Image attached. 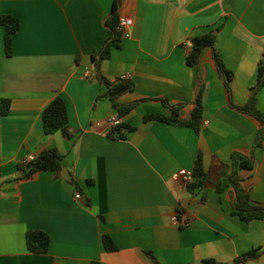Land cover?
I'll return each mask as SVG.
<instances>
[{"label": "crops", "instance_id": "1", "mask_svg": "<svg viewBox=\"0 0 264 264\" xmlns=\"http://www.w3.org/2000/svg\"><path fill=\"white\" fill-rule=\"evenodd\" d=\"M112 6L113 0H0V15L19 19L10 55L0 23V264H200L204 258L264 264V220L232 213L231 185L190 190L175 177L192 171L199 152L205 169L235 152L251 155L240 184L264 204V139L253 147L261 122L239 108L264 56V0H119L118 16L132 19L130 34L96 61ZM210 31L232 72L230 90L211 47L198 63H186L184 41ZM99 76L133 81L119 97L138 100L120 117L132 126L122 138L107 134L117 110ZM198 94V131L143 119L171 115L165 100L179 104L178 117L186 119ZM57 95L76 131L72 138L61 130L44 133L42 109ZM2 98L10 100L6 114ZM256 105L264 112V85ZM50 147L63 154L60 170L20 177L23 159ZM180 213L190 217L188 225L176 223ZM30 229L49 234L46 252L28 249ZM103 234L114 250L105 249ZM251 249L258 254L241 257Z\"/></svg>", "mask_w": 264, "mask_h": 264}, {"label": "trees", "instance_id": "2", "mask_svg": "<svg viewBox=\"0 0 264 264\" xmlns=\"http://www.w3.org/2000/svg\"><path fill=\"white\" fill-rule=\"evenodd\" d=\"M119 0H113L112 11L107 17V25L109 27V36L106 39L103 47L97 53L95 60L109 56L110 46L117 44L121 36L119 30L116 28L118 23L117 5ZM0 23L3 25V44L5 54L10 55L12 50L13 35L19 27V19L10 14L0 15ZM192 47L186 56V63L194 65L199 62L202 51L206 47H211L213 50V58L218 71L225 77V83L230 90L229 81L232 77V72L225 66L220 54L218 53L215 42L216 35L214 32H206L194 36L192 39ZM94 58V56H93ZM99 79L107 85L106 94L109 96L112 105L117 110L119 117L129 112L138 100L130 102H120L119 97L127 91L133 89V81L129 78L118 77L114 80H109L106 77L99 76ZM264 85V56L257 63L256 83L251 87V94L247 101L239 108L254 117L260 122L261 126L256 131L253 141V147L262 144L264 139V112L260 111L256 105V92ZM171 109V115L167 116L162 113H149L143 116L144 120L158 119L165 122L173 121L181 125L193 127L196 131L199 130V122L202 114L201 95L198 94L195 99V104L191 110L190 116L186 119L178 117L179 104H169L166 100L164 102ZM10 100L2 98L1 113L6 114L9 110ZM42 125L45 134L54 133L61 130L63 136L72 138L76 131L72 130L68 125L67 108L63 98L59 95L50 100L42 109L41 113ZM132 129V126L120 121L117 125L108 130V135L111 137H124V130ZM63 154L56 148L50 147L43 149L37 156L27 163L22 162L20 168L24 173L20 177H30L40 171L52 170L58 172L62 166ZM253 166V157L241 152H235L231 156L229 162L215 163L209 169H205L203 165L202 154L199 152L196 156L193 173L196 176L194 183L188 184L190 190L194 188H204L214 186L217 190H221L226 185L233 187L234 196L231 202L232 213L237 214L242 219H262L264 220V204L255 203L251 200L248 191L240 184V169H250ZM180 211V210H179ZM25 241L29 250L34 252H46L50 244V236L47 232L40 229H30L25 233ZM102 242L106 250H114L116 248L112 238L109 234L102 235ZM257 249H251L241 255V257L256 256ZM236 261H239L240 258ZM200 264H227L220 262L214 258H204Z\"/></svg>", "mask_w": 264, "mask_h": 264}, {"label": "built area", "instance_id": "3", "mask_svg": "<svg viewBox=\"0 0 264 264\" xmlns=\"http://www.w3.org/2000/svg\"><path fill=\"white\" fill-rule=\"evenodd\" d=\"M131 24H132V19L131 18L125 17V16H119L116 28L119 30V32H120L122 37L129 36L130 32H129L128 28L130 27ZM184 45L187 48L191 49L192 40L190 38H187L184 41ZM118 123H120V117L118 115H113V116L109 117V119H108L109 129L111 127L117 125ZM34 157L35 156L32 155V154L28 155L27 157H25L23 159L22 162L27 163L30 160H32ZM175 177L179 178L181 181H183L187 185L191 184V183H194L196 181V176L194 175L193 171L183 170L179 174H176ZM74 196H75V198H80L81 194L79 192H76ZM189 220H190V217L187 214H185V213H180V214H177V216H176V223L179 226L188 225ZM238 264H243V261H239Z\"/></svg>", "mask_w": 264, "mask_h": 264}]
</instances>
